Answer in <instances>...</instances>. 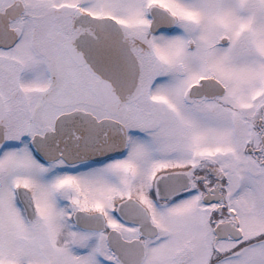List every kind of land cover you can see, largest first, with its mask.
I'll return each mask as SVG.
<instances>
[{
    "label": "snow or ice",
    "instance_id": "1",
    "mask_svg": "<svg viewBox=\"0 0 264 264\" xmlns=\"http://www.w3.org/2000/svg\"><path fill=\"white\" fill-rule=\"evenodd\" d=\"M0 264H264V0H0Z\"/></svg>",
    "mask_w": 264,
    "mask_h": 264
}]
</instances>
